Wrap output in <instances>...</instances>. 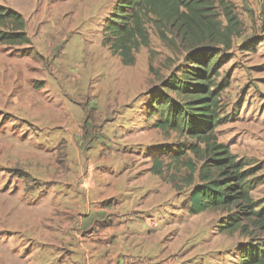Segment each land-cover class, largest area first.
Segmentation results:
<instances>
[{
  "label": "rangeland",
  "instance_id": "1",
  "mask_svg": "<svg viewBox=\"0 0 264 264\" xmlns=\"http://www.w3.org/2000/svg\"><path fill=\"white\" fill-rule=\"evenodd\" d=\"M117 2L0 0L25 19L30 38L22 47L0 45V62L16 59L41 95L23 109H0V230L10 224L20 249L16 258L8 256L2 234L0 264H41L46 257V264L76 263L90 232H106L101 246L123 264H240V251L263 238L220 234L221 211L187 213V165L201 166L189 149L198 143L155 126L153 101L179 100L165 83L187 67V52L180 43L163 42L149 24V46L134 50V64L125 65L104 44ZM228 2L243 33L230 50L214 49L221 57L216 87L224 88L215 136L247 165V188L264 207V0ZM181 150L183 157L174 161ZM82 171L105 192L118 188L119 194L128 183L121 176H129L135 199L121 200V194L97 204L90 223V202L73 196ZM32 241L42 248L31 256Z\"/></svg>",
  "mask_w": 264,
  "mask_h": 264
},
{
  "label": "trees",
  "instance_id": "2",
  "mask_svg": "<svg viewBox=\"0 0 264 264\" xmlns=\"http://www.w3.org/2000/svg\"><path fill=\"white\" fill-rule=\"evenodd\" d=\"M149 24L163 42L170 40L174 47L182 44L188 55L187 67L165 83L167 91L179 100L159 96L153 101L154 113L159 116L156 128L181 133L198 143L189 149L200 156L201 166L187 165L192 172L185 181L191 187L187 213L195 216L221 211L226 217L218 224L220 234L262 237L255 239L259 244L240 251L239 260L240 264H264V207L247 188V165L215 136L222 120L224 88L216 87L221 57L214 49L222 46L228 51L233 39L242 35L238 16L228 0H118L105 24L104 44L131 66L132 52L149 46ZM26 28L20 14L0 6L1 46L30 45ZM183 152L175 151L172 159L179 161ZM160 170L159 166L153 172L159 176Z\"/></svg>",
  "mask_w": 264,
  "mask_h": 264
},
{
  "label": "crops",
  "instance_id": "3",
  "mask_svg": "<svg viewBox=\"0 0 264 264\" xmlns=\"http://www.w3.org/2000/svg\"><path fill=\"white\" fill-rule=\"evenodd\" d=\"M10 58V57H9ZM6 62L2 63L0 62V66L4 65L3 67L7 66L9 68L0 70V109L5 110H13L15 108H21L23 109L25 105H27L30 102L31 96L39 97L41 95L37 94V92L33 89L30 83H27L26 80L29 76V74H26V72L22 71L18 67L20 66V63L15 59L12 60L11 58L6 60ZM12 65L16 67V70L12 69ZM2 78V79H1ZM37 94V95H36ZM33 101V100H32ZM37 103V102H36ZM139 170V169H137ZM82 171L79 174V180H77V186H74L73 190H75V194L73 195L76 198V201L82 202V200L87 199L91 204V213H89L88 220L91 223V221H95L96 215H94V207L98 205H104L105 201L108 202L119 195H121V200L131 199L134 200L136 194L132 193L129 189L131 186H133V182L130 181L129 176H121L122 178H126L128 183H126L125 189H121V194L117 193L118 188H112L110 190H106V186L94 179L95 176L86 177V175L83 174ZM95 173V169H91V175ZM120 177V178H121ZM86 178L88 183H86ZM134 178L132 181H135ZM140 183V182H139ZM138 184V183H137ZM120 189V188H119ZM124 191V192H123ZM123 192V193H122ZM101 214L104 212L103 209L100 210ZM10 224L8 228L0 230V236L3 235L4 238H7L8 242V256H10L12 259L16 258L17 252H20V249L17 247V238L15 231L10 228ZM105 236L106 232H90L87 236V238L82 237L81 245L83 248L81 249V253L77 252V256L79 257L78 261L75 260L73 264H95L96 259L99 257L102 260L101 264H123L119 258L118 253L115 254V257L111 258L110 254L107 252L106 249L103 248L101 245L105 246ZM67 238L73 239L71 236H67ZM37 245V246H36ZM29 251L31 256L35 254L36 252H39V248H42L39 246V244L32 241V243H29ZM25 251H28L25 249ZM106 255L109 257L106 259ZM103 257V258H102ZM9 258V257H8ZM39 258L41 260L42 257ZM81 259V260H80ZM45 261H47V257L43 262H40L41 264H46ZM26 264H35L33 261H29ZM63 264V263H60Z\"/></svg>",
  "mask_w": 264,
  "mask_h": 264
}]
</instances>
